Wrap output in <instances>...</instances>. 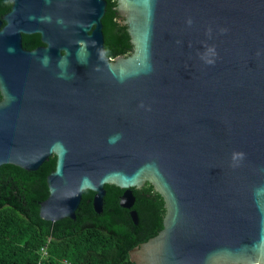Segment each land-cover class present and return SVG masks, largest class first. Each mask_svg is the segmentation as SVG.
<instances>
[{"label": "water", "instance_id": "obj_1", "mask_svg": "<svg viewBox=\"0 0 264 264\" xmlns=\"http://www.w3.org/2000/svg\"><path fill=\"white\" fill-rule=\"evenodd\" d=\"M0 29V165L52 154L43 220L76 219L105 185L162 230L134 264H264V0H118L132 55H105L108 0H13ZM3 21H0L2 24ZM41 34L28 49L25 34Z\"/></svg>", "mask_w": 264, "mask_h": 264}, {"label": "trees", "instance_id": "obj_2", "mask_svg": "<svg viewBox=\"0 0 264 264\" xmlns=\"http://www.w3.org/2000/svg\"><path fill=\"white\" fill-rule=\"evenodd\" d=\"M104 22L105 55L114 58L133 49L127 26L116 16V0H108ZM43 44L41 34H25L24 46ZM1 100V94H0ZM56 166L52 154L38 169L0 165V264H37L46 247L43 264H134L129 252L156 236L163 228L164 201L153 186L134 188L138 224L130 210L120 206L123 190L105 185L103 212L93 209L92 191H84L76 219L49 222L40 216V203L49 195L47 177Z\"/></svg>", "mask_w": 264, "mask_h": 264}, {"label": "flooded vegetation", "instance_id": "obj_3", "mask_svg": "<svg viewBox=\"0 0 264 264\" xmlns=\"http://www.w3.org/2000/svg\"><path fill=\"white\" fill-rule=\"evenodd\" d=\"M13 4H14L13 0H0V21H3V23L0 24V29L4 28L5 25L7 24V21L4 19V17L6 16V14H8L13 9ZM114 8L117 11L116 16L119 17L121 24L125 25L122 21L124 19H126V16L121 11V9H119L118 0H116V5L114 6ZM29 35H31V34H29ZM130 42H131V39H130ZM43 44H41V45H43ZM131 44H132V42H131ZM41 45H39V46H41ZM39 46H37V47H39ZM132 53H133V49L129 50V52L127 54H124V55L130 56V55H132Z\"/></svg>", "mask_w": 264, "mask_h": 264}, {"label": "built area", "instance_id": "obj_4", "mask_svg": "<svg viewBox=\"0 0 264 264\" xmlns=\"http://www.w3.org/2000/svg\"><path fill=\"white\" fill-rule=\"evenodd\" d=\"M40 254H41V259L39 260L37 264H43V261L48 259V253H47L46 247H42L40 249ZM61 264H69V262L67 260H63Z\"/></svg>", "mask_w": 264, "mask_h": 264}]
</instances>
